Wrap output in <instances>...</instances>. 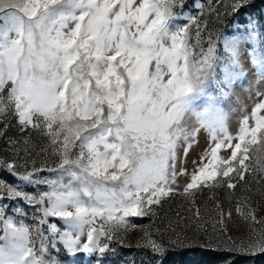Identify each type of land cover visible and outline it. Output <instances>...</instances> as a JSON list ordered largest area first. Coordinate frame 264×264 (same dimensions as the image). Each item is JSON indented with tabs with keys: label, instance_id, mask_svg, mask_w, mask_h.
<instances>
[{
	"label": "snow or ice",
	"instance_id": "obj_1",
	"mask_svg": "<svg viewBox=\"0 0 264 264\" xmlns=\"http://www.w3.org/2000/svg\"><path fill=\"white\" fill-rule=\"evenodd\" d=\"M251 3L0 0V141L9 152L0 158V264H108L120 233L139 227L130 219L155 217L176 195L189 215L169 221L175 238L146 228L137 242L154 261L187 242L173 223L204 236L207 251L264 256V217L243 194L264 179V91L250 113L241 109L235 134L225 110L249 76L245 61L249 98L264 85V24L228 27ZM13 126L20 139L8 135ZM216 189L230 204L235 197L247 234L232 235L233 210ZM28 209L31 224L8 214Z\"/></svg>",
	"mask_w": 264,
	"mask_h": 264
},
{
	"label": "rangeland",
	"instance_id": "obj_2",
	"mask_svg": "<svg viewBox=\"0 0 264 264\" xmlns=\"http://www.w3.org/2000/svg\"><path fill=\"white\" fill-rule=\"evenodd\" d=\"M198 3H202L205 8L208 7L210 0H196ZM211 3L215 4L216 0H211ZM192 0H188V8H192ZM187 11V9H186ZM249 17L258 18L260 23L264 24V7L262 5H254L252 7L243 8L238 17L229 18L232 22L228 24V27L231 30H234L237 25L235 20L238 19L240 21L239 27L243 30L245 26V21ZM214 19V17H213ZM212 20V18H210ZM211 26V23H210ZM217 28L223 30L224 25H215ZM239 35H243V31ZM245 68L249 71L248 78L244 81L242 87L238 86L235 89V95L232 97L231 103L226 106V111L229 112V130L235 134L236 129L238 127V121L241 118L242 113L241 109L246 108L247 113H250L253 104L257 101L255 96V91H264V85H258L253 89L252 97L249 98V93L245 90L249 86V82H254L253 70L251 69V65L245 61ZM8 135L13 139H20L21 134L17 130L15 126L9 129ZM34 142L39 143L38 138L34 137ZM204 147V137H201L200 145L195 148L194 151L188 157L187 167L189 171H191V161L197 157V154ZM9 155L7 151V145L4 141H0V158H6ZM40 157H37V164L40 163ZM44 175H48V173H44ZM249 179H253L249 177ZM187 182V177H181L179 179V184L181 187L183 184ZM243 183V182H241ZM253 193H243L244 195H250L251 204L253 207L257 209V216L264 217V196L260 195L256 189L259 187L261 191H264V179H261L260 184L257 185L253 183L252 185ZM33 189H29L31 191ZM217 198L224 205L225 211H227L230 207L233 210V221L230 224V231L234 237H240L242 235L247 234L248 228L244 225L243 221L239 219V217L235 216V197L232 198L231 204L229 203L228 198L225 195L224 189H216L215 190ZM242 193L238 189L236 190V196L241 195ZM210 193L207 189L200 194L197 198V202L200 204L201 208H203V202L208 201V196ZM7 203V201H5ZM211 204V202H209ZM188 204L184 201L181 196H173L166 200L163 204V207H157L156 216L153 217L151 215L146 216L144 218H131L129 223L139 225L136 228H130L127 232H121V243L114 242L112 247L115 249V253H109L107 255L108 264H159L158 261L153 260L152 253L142 246L137 247V242L140 241L141 245L143 244L142 237L144 235V231L147 228L151 231L152 235L160 239V236L157 232V229L164 231V240L167 243L168 237L172 236L175 238V233H173L170 229H167V225L170 220L175 221L177 218V214L181 217H187L189 215L187 208ZM27 208V206H25ZM9 215L14 216L17 219L23 220L25 223H33V212L28 209L27 215L25 216H16L14 210H9ZM232 224H239L240 228L237 230ZM173 227L176 228L177 232L182 233V238H186L187 242L182 245H177L174 248H171L166 258H164V264H264V256H258L256 258H251L243 255L230 254L226 251L214 252L207 251L200 247L199 245L203 244L206 240L204 236L196 237L192 230H187L183 232L181 226L173 223ZM256 228H260L261 225H255ZM167 229V230H166ZM38 246V242H37ZM63 259V254L61 255ZM73 258H68L65 260L64 264H71ZM79 261L83 262L87 258L83 255L77 257Z\"/></svg>",
	"mask_w": 264,
	"mask_h": 264
},
{
	"label": "trees",
	"instance_id": "obj_3",
	"mask_svg": "<svg viewBox=\"0 0 264 264\" xmlns=\"http://www.w3.org/2000/svg\"><path fill=\"white\" fill-rule=\"evenodd\" d=\"M256 4L262 5L264 7V0H252L251 6H249V7H252V6L256 5Z\"/></svg>",
	"mask_w": 264,
	"mask_h": 264
}]
</instances>
